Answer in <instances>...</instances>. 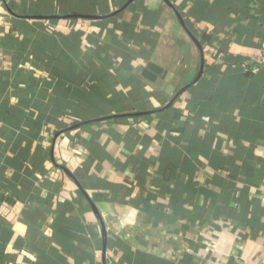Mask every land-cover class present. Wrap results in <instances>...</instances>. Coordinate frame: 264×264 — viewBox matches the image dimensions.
<instances>
[{"label": "crops", "instance_id": "1", "mask_svg": "<svg viewBox=\"0 0 264 264\" xmlns=\"http://www.w3.org/2000/svg\"><path fill=\"white\" fill-rule=\"evenodd\" d=\"M0 15V264H264V0Z\"/></svg>", "mask_w": 264, "mask_h": 264}, {"label": "built area", "instance_id": "2", "mask_svg": "<svg viewBox=\"0 0 264 264\" xmlns=\"http://www.w3.org/2000/svg\"><path fill=\"white\" fill-rule=\"evenodd\" d=\"M0 20H3V16L0 15ZM259 57L258 59L255 61L256 66L258 67H264V34H263V38L262 41L260 43V47H259ZM244 64L246 65H251L252 63L250 61H248V63H242L241 66H244Z\"/></svg>", "mask_w": 264, "mask_h": 264}, {"label": "trees", "instance_id": "3", "mask_svg": "<svg viewBox=\"0 0 264 264\" xmlns=\"http://www.w3.org/2000/svg\"><path fill=\"white\" fill-rule=\"evenodd\" d=\"M231 68H232L231 66L230 67L228 66V70H230Z\"/></svg>", "mask_w": 264, "mask_h": 264}]
</instances>
